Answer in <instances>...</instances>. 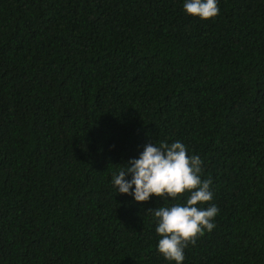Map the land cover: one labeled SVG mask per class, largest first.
I'll return each instance as SVG.
<instances>
[{
  "label": "trees",
  "instance_id": "trees-1",
  "mask_svg": "<svg viewBox=\"0 0 264 264\" xmlns=\"http://www.w3.org/2000/svg\"><path fill=\"white\" fill-rule=\"evenodd\" d=\"M184 3L0 0V264H175L146 209L177 201L112 174L177 140L219 208L183 264H264V0Z\"/></svg>",
  "mask_w": 264,
  "mask_h": 264
},
{
  "label": "clouds",
  "instance_id": "clouds-1",
  "mask_svg": "<svg viewBox=\"0 0 264 264\" xmlns=\"http://www.w3.org/2000/svg\"><path fill=\"white\" fill-rule=\"evenodd\" d=\"M183 7L187 15L202 20L212 19L220 11L218 0H185ZM123 165L112 174L118 194L133 196L138 203L149 202L153 196L177 201L146 210L156 220L158 252L167 261L183 264L185 248L215 228L214 219L219 213L218 206L210 204L214 197L212 180L201 179L203 161L198 155L190 156L179 140L153 141L144 146L139 158ZM185 197L186 201L180 203Z\"/></svg>",
  "mask_w": 264,
  "mask_h": 264
}]
</instances>
